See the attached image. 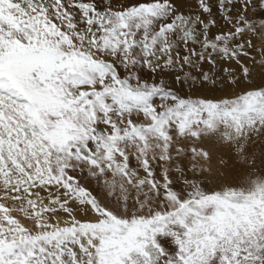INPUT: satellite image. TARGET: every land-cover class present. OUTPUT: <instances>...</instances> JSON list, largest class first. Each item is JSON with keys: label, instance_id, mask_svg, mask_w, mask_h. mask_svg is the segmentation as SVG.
<instances>
[{"label": "snow or ice", "instance_id": "1", "mask_svg": "<svg viewBox=\"0 0 264 264\" xmlns=\"http://www.w3.org/2000/svg\"><path fill=\"white\" fill-rule=\"evenodd\" d=\"M0 264H264V0H0Z\"/></svg>", "mask_w": 264, "mask_h": 264}, {"label": "rangeland", "instance_id": "2", "mask_svg": "<svg viewBox=\"0 0 264 264\" xmlns=\"http://www.w3.org/2000/svg\"><path fill=\"white\" fill-rule=\"evenodd\" d=\"M241 179H242V180H241ZM245 179H246L245 176H238L237 179H236V182H237V183H243Z\"/></svg>", "mask_w": 264, "mask_h": 264}, {"label": "bare ground", "instance_id": "3", "mask_svg": "<svg viewBox=\"0 0 264 264\" xmlns=\"http://www.w3.org/2000/svg\"><path fill=\"white\" fill-rule=\"evenodd\" d=\"M242 180V179H241Z\"/></svg>", "mask_w": 264, "mask_h": 264}]
</instances>
